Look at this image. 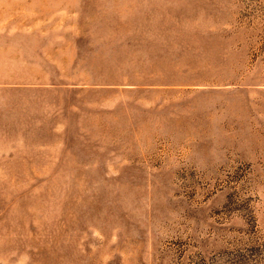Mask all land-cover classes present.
Here are the masks:
<instances>
[{
	"label": "rangeland",
	"instance_id": "obj_1",
	"mask_svg": "<svg viewBox=\"0 0 264 264\" xmlns=\"http://www.w3.org/2000/svg\"><path fill=\"white\" fill-rule=\"evenodd\" d=\"M0 264H264V0H0Z\"/></svg>",
	"mask_w": 264,
	"mask_h": 264
}]
</instances>
